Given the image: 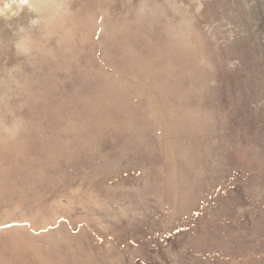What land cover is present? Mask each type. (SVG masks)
I'll return each instance as SVG.
<instances>
[{"label": "rangeland", "instance_id": "obj_1", "mask_svg": "<svg viewBox=\"0 0 264 264\" xmlns=\"http://www.w3.org/2000/svg\"><path fill=\"white\" fill-rule=\"evenodd\" d=\"M0 264H264V0H0Z\"/></svg>", "mask_w": 264, "mask_h": 264}]
</instances>
